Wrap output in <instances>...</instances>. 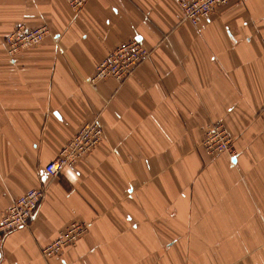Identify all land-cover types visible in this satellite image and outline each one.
<instances>
[{
  "label": "crops",
  "instance_id": "crops-1",
  "mask_svg": "<svg viewBox=\"0 0 264 264\" xmlns=\"http://www.w3.org/2000/svg\"><path fill=\"white\" fill-rule=\"evenodd\" d=\"M182 0H0V220L31 188L29 225L0 242V264H264V0H230L194 25ZM48 26L12 57L4 38ZM152 53L125 82L88 78L122 42ZM104 140L50 177L82 126ZM233 135L207 154L208 125ZM73 221L88 232L42 248Z\"/></svg>",
  "mask_w": 264,
  "mask_h": 264
},
{
  "label": "built area",
  "instance_id": "built-area-1",
  "mask_svg": "<svg viewBox=\"0 0 264 264\" xmlns=\"http://www.w3.org/2000/svg\"><path fill=\"white\" fill-rule=\"evenodd\" d=\"M230 0H182L180 7L185 20L199 25L209 20L216 8ZM74 10H80L88 0H66ZM50 33L48 26L35 27L19 26L4 38L8 54L12 57L20 54L29 47L40 44ZM152 51L139 42L131 39L120 43L100 60L95 72L88 78L91 84L105 79H114L119 83L125 82L134 74L136 66L147 61ZM105 138V129L99 117L86 122L61 150L59 156L45 165V172L50 177L61 174L66 168L75 166L78 159L90 154ZM203 146L209 155L232 153L233 135L221 122L207 126ZM46 194V187L31 188L23 195L14 199L4 210L0 220V242L11 232L29 225L36 216L39 206ZM89 225L82 221H73L62 230L49 244L42 248L46 258L60 255L64 248L76 243L88 232Z\"/></svg>",
  "mask_w": 264,
  "mask_h": 264
}]
</instances>
